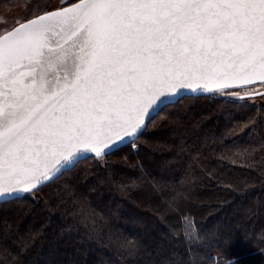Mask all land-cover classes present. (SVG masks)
Segmentation results:
<instances>
[{
    "label": "snow or ice",
    "instance_id": "1",
    "mask_svg": "<svg viewBox=\"0 0 264 264\" xmlns=\"http://www.w3.org/2000/svg\"><path fill=\"white\" fill-rule=\"evenodd\" d=\"M258 82L264 0H75L12 25L0 16V198L34 194L85 153L103 160L127 141L135 148L182 92L264 99L231 91ZM255 151L233 142L221 158ZM183 221L196 238L194 220ZM0 264L22 262L0 244Z\"/></svg>",
    "mask_w": 264,
    "mask_h": 264
},
{
    "label": "trees",
    "instance_id": "2",
    "mask_svg": "<svg viewBox=\"0 0 264 264\" xmlns=\"http://www.w3.org/2000/svg\"><path fill=\"white\" fill-rule=\"evenodd\" d=\"M233 142L257 151L222 159ZM135 143L0 202V244L22 264H264V103L185 96Z\"/></svg>",
    "mask_w": 264,
    "mask_h": 264
},
{
    "label": "rangeland",
    "instance_id": "3",
    "mask_svg": "<svg viewBox=\"0 0 264 264\" xmlns=\"http://www.w3.org/2000/svg\"><path fill=\"white\" fill-rule=\"evenodd\" d=\"M65 1L67 0H27L29 4L26 3V5H24V2H26V0H2L0 2V16L4 17V19L7 21V25H12L17 20L21 21L22 19L30 18L34 13H41L47 11L46 9L49 10L59 7L63 5ZM13 18L15 19L12 20ZM252 88L259 90L263 89L264 85L258 83L249 85L245 89H233L231 91L238 90L243 93L244 91ZM251 100L256 103H264V99H262L261 97Z\"/></svg>",
    "mask_w": 264,
    "mask_h": 264
},
{
    "label": "water",
    "instance_id": "4",
    "mask_svg": "<svg viewBox=\"0 0 264 264\" xmlns=\"http://www.w3.org/2000/svg\"><path fill=\"white\" fill-rule=\"evenodd\" d=\"M74 3V2H73ZM72 4V3H71ZM71 4H67V5H65V6H62V7H66V6H70ZM59 8V7H58ZM54 9H56V8H54ZM51 10H53V9H50V10H48V11H51ZM42 13V12H41ZM23 22V21H22ZM259 83V82H258ZM257 83V84H258ZM258 91H262V92H264V88L263 89H259ZM212 93H215V92H201V91H197V92H191V91H185V92H182L179 96H177V97H175V98H173V100L172 101H170V102H168V103H166L165 105H163L162 106V109L163 108H165L167 105H169V104H171V103H174V102H176V101H178V100H180L181 98H183V97H185V96H191V95H209V94H212ZM225 96H227V97H230V96H228V95H225ZM260 96H255V98H259ZM231 98H235V97H231ZM235 99H237V98H235ZM161 109V110H162ZM160 110V111H161ZM154 116H156V114H153V117ZM129 142H131V141H127V142H125L124 144H122V145H120L119 147H121V146H123V145H125V144H127V143H129ZM92 156H94L93 154H90V153H85V154H83V155H81L72 165H70V166H68V167H66V168H64V169H62L61 170V172L56 176V177H58L59 175H61L64 171H66V170H68V169H70V168H72V167H74L80 160H82V159H85V158H88V157H92ZM55 177V178H56ZM54 178V179H55ZM26 194H29V193H24V194H19V195H16V196H11V197H8V196H5V197H3V198H0V202H3V201H6V200H9V199H12V198H15V197H22V196H24V195H26Z\"/></svg>",
    "mask_w": 264,
    "mask_h": 264
},
{
    "label": "flooded vegetation",
    "instance_id": "5",
    "mask_svg": "<svg viewBox=\"0 0 264 264\" xmlns=\"http://www.w3.org/2000/svg\"><path fill=\"white\" fill-rule=\"evenodd\" d=\"M73 2H75V0H67V1H65L64 3H63V5H61V6H59V7H62V6H65V5H67V4H71V3H73ZM26 3H28L27 2V0H26V2H24V5H26ZM29 4V3H28ZM56 8H58V7H56ZM54 9V8H53ZM47 11H48V9H46ZM50 10V9H49ZM15 18H13L12 20H14ZM24 19H22L21 20V22L23 21Z\"/></svg>",
    "mask_w": 264,
    "mask_h": 264
},
{
    "label": "bare ground",
    "instance_id": "6",
    "mask_svg": "<svg viewBox=\"0 0 264 264\" xmlns=\"http://www.w3.org/2000/svg\"><path fill=\"white\" fill-rule=\"evenodd\" d=\"M2 0H0V2H1Z\"/></svg>",
    "mask_w": 264,
    "mask_h": 264
}]
</instances>
